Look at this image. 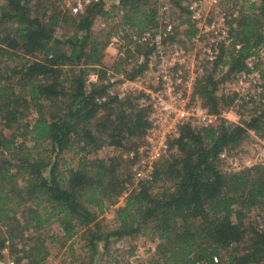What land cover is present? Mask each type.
I'll return each instance as SVG.
<instances>
[{"label": "trees", "instance_id": "16d2710c", "mask_svg": "<svg viewBox=\"0 0 264 264\" xmlns=\"http://www.w3.org/2000/svg\"><path fill=\"white\" fill-rule=\"evenodd\" d=\"M106 1L92 0L77 14L63 0L0 2V249L8 246L12 255L16 248L15 264L44 263V230L53 222L63 244L82 230L95 251L101 240L143 233L159 239L156 252L165 264H263L264 163L226 172L220 161L250 131L264 141V101L236 123L219 117L216 127L181 124L152 181L127 191L130 166L121 154L142 140L148 108L140 94H109L103 59L110 32L98 36L93 29L97 17L110 18ZM114 1L130 29L156 23L158 0ZM170 1L181 6L182 0ZM235 12L226 21L232 42L194 89L217 115L237 98L219 95L220 84L248 71L245 60L264 47V0L243 2ZM186 22L191 37L195 29ZM90 73L97 80L86 84ZM108 147L120 152L90 157ZM65 152L77 156L74 167L60 163ZM123 193L117 225L104 231L98 217Z\"/></svg>", "mask_w": 264, "mask_h": 264}, {"label": "built area", "instance_id": "2783aa9c", "mask_svg": "<svg viewBox=\"0 0 264 264\" xmlns=\"http://www.w3.org/2000/svg\"><path fill=\"white\" fill-rule=\"evenodd\" d=\"M91 1L86 0L88 4ZM84 8L77 3L72 6V11L75 14L83 13ZM196 16L198 13L193 18L197 19ZM164 18L161 15L153 26L143 31L130 32L126 39L114 37L123 67L131 64L132 69H139L141 74L130 79L127 72H108L110 95L123 98L132 93L141 94V104L148 108L149 125L145 134L127 155L130 174L136 183L152 181L156 165L169 156L170 138L176 134L181 124L188 122L197 127H216L219 117L226 118L225 111L219 115L210 112L194 93L196 82L205 71L204 63L213 64L219 57L220 49L232 42L222 15L219 16L220 19H214L207 25L208 38L201 40V35L197 34L191 39L193 45H197L205 56L202 60L193 53L194 48L191 50L171 38L173 26L164 21ZM245 64L248 71L241 72L240 77L244 79L246 87L250 86L247 94L253 100H259L263 85L259 80L255 55L248 57ZM145 78L149 80L148 86L140 83ZM96 80L97 75L91 73L87 76L86 84ZM97 100L104 101L106 96ZM258 215L264 219V214ZM263 219L259 220L260 228L264 225ZM213 261L218 263V256H214ZM0 264H15L8 246L0 249ZM195 264L204 263L199 261Z\"/></svg>", "mask_w": 264, "mask_h": 264}, {"label": "rangeland", "instance_id": "374dc122", "mask_svg": "<svg viewBox=\"0 0 264 264\" xmlns=\"http://www.w3.org/2000/svg\"><path fill=\"white\" fill-rule=\"evenodd\" d=\"M252 1L258 2L259 0H182L181 6H176L175 3L170 0H158L156 21L157 18L164 15V21L173 26L171 38L191 50L194 48L195 51L193 53H195L196 57H199L198 59L202 60L205 59V56L201 50H199L197 45H193L191 39L197 34L201 35V40L208 38L207 35L209 34V30L207 29V25L212 20L217 19L222 15V18L226 22L230 12L236 14L235 7H238L243 2ZM114 2V0L106 1L105 8L111 10L110 18L106 20L97 17L94 21L93 29L98 36L110 32L107 46L104 49L103 59L108 72L113 74L114 72H127L130 74L138 69H132L133 66L131 67V64L123 67V61L119 59V47L116 46L114 37L119 36L126 39L130 32L137 31L130 29L122 23L121 12L117 11V7L112 6V3L114 4ZM77 3H80L82 7L88 5L86 0H63L64 7L69 9L72 14H75L72 11V6ZM195 13H198V16H196L198 17L197 19L193 18ZM186 20H189L191 26L195 29V33L191 37L185 36V30L188 28ZM119 22L121 24L120 27H116L115 25ZM62 34V31H56L57 37H60ZM100 41H103V38L100 39ZM258 53V55H255V64L258 70L259 80L263 85V91L259 100H253L250 95L247 94L250 86L246 87L244 85V79L240 77V73L233 76L230 80H226L219 86V95L237 94L235 103L231 107L222 110L225 111L226 118L221 117L228 122L236 123L247 119L250 115V110L255 107V105H259L264 101V47H262ZM211 65L212 64H207V62L204 63V73L211 67ZM139 74L141 73L138 72L135 77ZM220 74L221 73H218L217 75L219 76ZM140 83L143 86H148L149 80L145 78L142 79ZM136 94L138 95V93ZM141 97L142 95L140 94V104L142 103ZM34 116L35 114L32 112L29 119ZM131 139L134 140L132 144L137 141L134 138ZM118 152H120V150L114 149V153L117 154ZM128 152L129 151L126 150L121 154L124 159V167H126L125 163L128 162ZM114 153H112L111 147H108L100 150L96 154H91L90 157L95 155L104 157ZM62 162L66 163V167H74L77 163V156L74 155L73 152H65L61 155L60 163ZM258 163H264V141L253 131H250L249 138L238 148L222 154L220 167L223 171L229 172L237 171L243 167H249ZM61 169L64 170L63 167ZM138 183H136L131 177L127 191L133 189ZM161 185V181L154 184V191L156 192ZM125 195L126 193H123L114 206H110L98 217V220L104 227V231H110L116 227L117 222L115 221V210L124 204L123 200ZM251 212L248 214L249 216L251 214H253V216L257 214L256 211ZM247 221L248 220L246 219V222ZM2 231L3 229L0 226V233ZM81 234L82 230L74 235L72 239L63 244L59 226L56 223H50L44 230V239L49 255L42 264H165L164 259L156 252V245L159 242V239L157 237H151V234L142 233L135 236H123L121 238L110 237L107 241H99L96 251L88 242V238ZM8 250L10 251L9 247ZM12 252V255L14 256L16 253L18 255L20 254L17 252L16 248Z\"/></svg>", "mask_w": 264, "mask_h": 264}]
</instances>
